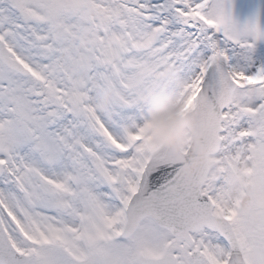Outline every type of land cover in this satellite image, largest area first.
I'll return each mask as SVG.
<instances>
[{
  "label": "snow or ice",
  "instance_id": "1",
  "mask_svg": "<svg viewBox=\"0 0 264 264\" xmlns=\"http://www.w3.org/2000/svg\"><path fill=\"white\" fill-rule=\"evenodd\" d=\"M0 264H264V0H0Z\"/></svg>",
  "mask_w": 264,
  "mask_h": 264
}]
</instances>
